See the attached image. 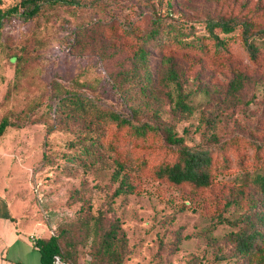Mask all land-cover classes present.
I'll use <instances>...</instances> for the list:
<instances>
[{
	"label": "rangeland",
	"instance_id": "rangeland-1",
	"mask_svg": "<svg viewBox=\"0 0 264 264\" xmlns=\"http://www.w3.org/2000/svg\"><path fill=\"white\" fill-rule=\"evenodd\" d=\"M18 1L0 0V8ZM208 16L264 26V0L57 1L31 20L5 19L0 120L11 124L0 134V194L14 226L58 234L70 264L108 263L111 250L122 264H264L259 252H235L249 206L233 202L241 176L264 165V51L255 60L238 45L197 51L164 34L172 23L187 38L199 35ZM154 27L155 39L148 37ZM164 54L174 55L180 87L164 75ZM146 70L152 81L141 87ZM236 77L241 84L232 90ZM66 91L86 92L122 113L135 108L137 119L170 124L188 144L221 146L230 166L201 191L157 179L149 169L135 171L131 190L116 194L119 179L107 151L91 146L93 133L114 138L122 153L146 157L147 168L169 149L159 139L133 140L109 124L56 110L54 96ZM178 97L190 110L177 105ZM255 198L259 210L262 195ZM257 226L264 236V218ZM112 227L108 249L102 239Z\"/></svg>",
	"mask_w": 264,
	"mask_h": 264
},
{
	"label": "trees",
	"instance_id": "trees-1",
	"mask_svg": "<svg viewBox=\"0 0 264 264\" xmlns=\"http://www.w3.org/2000/svg\"><path fill=\"white\" fill-rule=\"evenodd\" d=\"M57 1L75 2V0H19L6 9L0 8V27L9 15L26 21L39 16L46 5H51ZM156 22L160 17H156ZM204 32L199 35L187 38L185 32L178 26L170 23L165 29V35H172L175 42L194 48L197 51L211 50L214 53H222L233 46H241L250 60L257 59L258 55L264 51V26L257 24L249 18L237 20L234 17H206L204 20ZM157 28H152L148 37L156 38ZM237 34L239 39H231ZM138 58L144 63L146 50L140 46L137 52ZM174 55L164 54L161 57L162 66L165 69L164 75L171 79L179 87L180 80L175 68L176 61ZM152 81L151 72L146 70L141 87ZM241 84V78L231 79L230 88L237 90ZM55 109H63L67 114L89 118L95 124H109L116 131H126L130 139L133 140H161L169 149L167 156L158 164L147 168V158L136 155L130 148V153H122L117 149L118 142L114 138L105 134L93 133L91 146L105 149L106 157L114 166L112 176L119 179V184L115 189L116 194L130 191L132 184L129 182V173L144 171L149 169L151 175L160 180H165L175 185L186 186L192 191H201L210 186L215 181V176L226 170L230 166L229 159L221 154V146L213 147L204 143L188 144L183 135L178 134L170 124H157L149 119H137L136 109L131 107L127 113L101 106L94 96L86 92H70L55 95ZM177 105L190 110L191 106L183 98L178 97ZM11 123L7 117L0 120V134ZM91 124V123H90ZM89 126V124H88ZM92 129V127H89ZM223 145V143H221ZM91 146H84L88 153ZM255 149H261L259 144H255ZM256 153V152H255ZM240 165L243 160H239ZM110 163V164H111ZM240 182L236 184V196L233 202L248 205V209L241 216L247 223L246 228L236 231L234 236V250L237 253L252 254L259 252L264 257L263 233L258 229L257 221L264 218V165H257L252 170L246 171L241 176ZM254 189V192L251 190ZM262 195L260 209H256L255 194ZM109 235L102 239L103 246L109 249L110 237L115 234V228H110ZM34 245L40 251L41 264H57L53 262V256L58 254L64 261L62 264H70L65 260L59 243L58 234L37 236ZM261 250V251H258ZM112 259L108 263L93 260L89 264H122L119 251L111 250ZM220 254L219 257H224Z\"/></svg>",
	"mask_w": 264,
	"mask_h": 264
},
{
	"label": "crops",
	"instance_id": "crops-1",
	"mask_svg": "<svg viewBox=\"0 0 264 264\" xmlns=\"http://www.w3.org/2000/svg\"><path fill=\"white\" fill-rule=\"evenodd\" d=\"M14 215L0 194V264H41L40 251L34 239L39 228H19L13 224Z\"/></svg>",
	"mask_w": 264,
	"mask_h": 264
},
{
	"label": "built area",
	"instance_id": "built-area-1",
	"mask_svg": "<svg viewBox=\"0 0 264 264\" xmlns=\"http://www.w3.org/2000/svg\"><path fill=\"white\" fill-rule=\"evenodd\" d=\"M53 262H55L57 264H62L64 261L62 260V258L58 254H55L53 256Z\"/></svg>",
	"mask_w": 264,
	"mask_h": 264
}]
</instances>
